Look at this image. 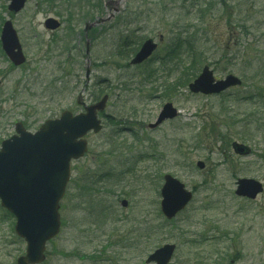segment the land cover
Segmentation results:
<instances>
[{"label":"rangeland","instance_id":"obj_1","mask_svg":"<svg viewBox=\"0 0 264 264\" xmlns=\"http://www.w3.org/2000/svg\"><path fill=\"white\" fill-rule=\"evenodd\" d=\"M9 4L0 0V38L11 20L27 62L14 67L0 41V149L19 122L35 133L66 110L81 112L78 101L109 96L103 131L87 136L89 153L72 163L62 230L43 264H146L166 244L177 246L171 264H264V192L256 200L235 195L239 179L264 184V0H28L17 15ZM49 18L61 28L46 30ZM183 31L202 54L199 74L209 66L217 80L233 75L242 84L213 96L157 91L181 78L190 62L182 55L187 45L182 56H166ZM127 36L137 49L147 39L161 43L135 67L133 56L121 57ZM166 103L180 111L178 118L151 128ZM235 143L249 154L235 153ZM93 172L102 178L101 193L88 203L73 181ZM166 174L194 200L162 224L156 217ZM4 213L0 202V264H16L26 243ZM142 221L154 228L151 239L137 232Z\"/></svg>","mask_w":264,"mask_h":264},{"label":"water","instance_id":"obj_2","mask_svg":"<svg viewBox=\"0 0 264 264\" xmlns=\"http://www.w3.org/2000/svg\"><path fill=\"white\" fill-rule=\"evenodd\" d=\"M9 11L21 12L27 0H10ZM61 24L49 18L45 27L56 31ZM3 50L15 66L26 62L18 34L10 20L2 31ZM157 49L153 40H147L132 60V65L147 61ZM239 78L229 75L225 80H216L214 72L205 67L199 77L189 85L193 94L219 95L231 87L239 86ZM108 96L100 102L85 107V113L74 115L65 111L59 118L47 120L40 129L31 133L22 123L16 125V135L5 140L0 150V201L3 208L16 218L15 234L27 243L26 253L17 264H42L46 260L47 245L61 231L60 203L65 197L72 176V162L85 157L89 151L85 137L103 130L98 112L106 108ZM178 116L172 103L166 104L151 128L160 126ZM234 151L248 155L250 150L235 143ZM199 162L198 167L204 168ZM236 195L256 199L264 191L263 184L254 179H240ZM161 212L167 220H173L193 200V193L185 184L172 175H165L161 189ZM124 207L128 206L123 201ZM176 246L166 244L150 254L146 264H170Z\"/></svg>","mask_w":264,"mask_h":264},{"label":"trees","instance_id":"obj_3","mask_svg":"<svg viewBox=\"0 0 264 264\" xmlns=\"http://www.w3.org/2000/svg\"><path fill=\"white\" fill-rule=\"evenodd\" d=\"M148 16H149V13H148ZM188 34H189L188 32L183 31L180 35L174 37L172 40V44L170 46H168V50H166V56H169L167 59H171L175 56L177 57V56L186 55V56H190V62L188 64V66L185 67V73L183 74V76L181 78H177L172 83L165 82V84L162 85L160 90H157V91H161L164 97L165 96L171 97L172 95H177V92H179L181 89L182 90H188V86L199 75L200 68L203 64L202 59H201L202 54L198 53L193 46L191 47L192 44H191V41L189 39L190 36ZM125 38L127 41H128V38L131 39L129 36H127ZM186 45H187L186 50L190 49V52H187V54L181 55L180 51ZM136 47L133 48L131 45H129V41L124 42L122 47H121V51L126 49L125 50L126 52L123 53L121 57L123 59H128L129 57L133 56L138 50L137 49L138 47L137 48ZM127 66L128 65H126V67ZM147 77L151 78V74H149ZM259 121L261 123L260 127H263V133H264V121H262V120H259ZM246 139L253 140L251 138H246ZM79 176H81V175H79ZM115 176L119 177L117 174H115ZM101 180H102V178L98 174L93 172V175L90 178H88L87 176H82L80 178L77 177L73 182L75 184V187L77 186V188L79 186V183H81L82 185H80L79 190L82 193V198L88 199V201H87L88 203H89L90 199H92V202L94 203V199L97 196V191H98L99 195L101 193V191H100L101 188L99 186V183H101L100 182ZM99 204L100 203L97 201L96 208L98 209V212L100 213L102 208L99 206ZM4 215H5V217L6 216L12 217L7 211H5ZM156 221H159L162 224L168 223L160 214L157 215ZM137 226H138L136 228L137 232L142 230V235H141L142 239H151L149 237H150V234L152 233V231L154 229L153 227L146 226L143 223V221H142V223H140ZM162 227L163 226L161 225L160 227H158V229H163ZM153 233L156 234L155 232H153ZM194 264H203V262H201V263L195 262Z\"/></svg>","mask_w":264,"mask_h":264},{"label":"flooded vegetation","instance_id":"obj_4","mask_svg":"<svg viewBox=\"0 0 264 264\" xmlns=\"http://www.w3.org/2000/svg\"><path fill=\"white\" fill-rule=\"evenodd\" d=\"M88 76L90 77L91 75L88 73ZM79 103H80V101H79Z\"/></svg>","mask_w":264,"mask_h":264}]
</instances>
